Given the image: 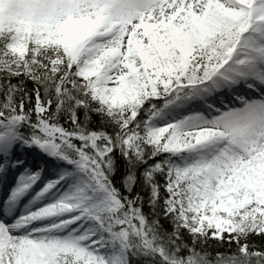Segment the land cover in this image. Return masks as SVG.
I'll return each mask as SVG.
<instances>
[{
  "label": "snow or ice",
  "instance_id": "6c2138e0",
  "mask_svg": "<svg viewBox=\"0 0 264 264\" xmlns=\"http://www.w3.org/2000/svg\"><path fill=\"white\" fill-rule=\"evenodd\" d=\"M0 264H264V0H0Z\"/></svg>",
  "mask_w": 264,
  "mask_h": 264
}]
</instances>
